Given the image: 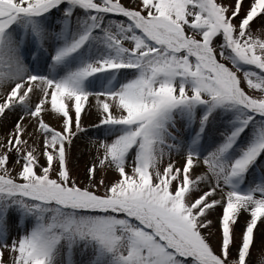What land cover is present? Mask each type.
<instances>
[{
    "label": "snow or ice",
    "instance_id": "1",
    "mask_svg": "<svg viewBox=\"0 0 264 264\" xmlns=\"http://www.w3.org/2000/svg\"><path fill=\"white\" fill-rule=\"evenodd\" d=\"M0 264H264V0H0Z\"/></svg>",
    "mask_w": 264,
    "mask_h": 264
},
{
    "label": "rangeland",
    "instance_id": "2",
    "mask_svg": "<svg viewBox=\"0 0 264 264\" xmlns=\"http://www.w3.org/2000/svg\"><path fill=\"white\" fill-rule=\"evenodd\" d=\"M85 162H86L85 160H81V161H80L81 166H83V164H84Z\"/></svg>",
    "mask_w": 264,
    "mask_h": 264
}]
</instances>
